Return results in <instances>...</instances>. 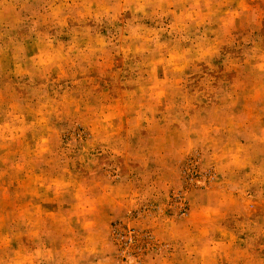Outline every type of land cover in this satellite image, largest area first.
I'll use <instances>...</instances> for the list:
<instances>
[{"label": "rangeland", "instance_id": "obj_1", "mask_svg": "<svg viewBox=\"0 0 264 264\" xmlns=\"http://www.w3.org/2000/svg\"><path fill=\"white\" fill-rule=\"evenodd\" d=\"M0 264H264V0H0Z\"/></svg>", "mask_w": 264, "mask_h": 264}]
</instances>
